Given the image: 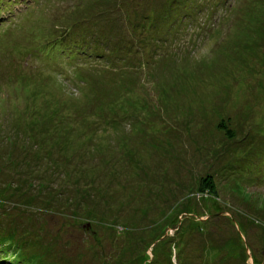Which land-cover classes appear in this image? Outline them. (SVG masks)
<instances>
[{"label": "rangeland", "instance_id": "1", "mask_svg": "<svg viewBox=\"0 0 264 264\" xmlns=\"http://www.w3.org/2000/svg\"><path fill=\"white\" fill-rule=\"evenodd\" d=\"M0 2V264H264V0Z\"/></svg>", "mask_w": 264, "mask_h": 264}, {"label": "trees", "instance_id": "2", "mask_svg": "<svg viewBox=\"0 0 264 264\" xmlns=\"http://www.w3.org/2000/svg\"><path fill=\"white\" fill-rule=\"evenodd\" d=\"M3 4V2H0V9L1 8H3L4 6L2 5ZM132 2H127V3H124V4H118V5H112V6H108V7H106V10H105V12L104 11H100V10H98V9H96L95 11H93V12H95V13H92L91 14V20L93 21V22H98V21H100L102 18H107V20H108V25L110 24V22L112 21V22H115L116 20H118L119 19V16L120 15H122L123 13H124V11H123V8H124V10L127 12V11H129V9H131V7H132ZM132 9H133V7H132ZM130 13H133V11L131 12V11H129ZM96 13H99V16H100V18H98V19H96L95 18V15L94 14H96ZM164 14V13H163ZM161 17L162 18H164V16H162L161 15ZM127 19H130V21L131 20H133L132 18H127ZM140 24V23H139ZM140 25H143V31H145V30H152V29H154V27H153V24L151 23V22H149V23H146L145 22V25H144V23L143 24H140ZM153 31V30H152ZM46 36H47V34H46ZM54 38H51V36H48V37H46V42L43 44V46H42V48H41V52L43 53V52H46V53H49L50 52V50H51V46L52 47H54L56 44H57V41H54L53 40ZM56 40V39H55ZM72 42H73V40H69V42H68V45H70V44H72ZM75 43V42H74ZM95 53V55H97V58L98 57H101V58H105L106 57V59L105 60H109L110 59V57H111V52H108V53H106L105 54V52H103V51H101V52H94L93 51V54ZM39 186V185H38ZM213 187H214V184H213V180H212V178H211V176H209V175H205V177H202V179H200V181H199V183H198V188H197V190L199 191V192H203V193H205V194H210V195H212L213 193H214V189H213ZM44 188V187H43ZM5 193V192H4ZM3 193V195L4 196H8V192H6L5 194ZM12 199V198H11ZM5 200V197L3 198V199H0V203H3V201ZM17 201H18V198L16 199ZM13 201V200H12ZM44 201V200H43ZM49 202H48V206L46 207L50 212H52V213H55L56 215H59V214H63V212H65L64 211V209H65V205H63L62 203H58V201L55 199V198H53V199H49L48 200ZM14 202V201H13ZM41 202H42V200H41ZM15 204V203H14ZM18 217H21V215H17ZM98 216H99V214H98ZM12 217V215H9L8 213H7V215H5V216H3L2 218H0L1 219V221L3 222V221H6V220H8V219H10ZM91 217H94V216H91ZM128 217V216H127ZM107 219H109L108 217H107ZM129 220H130V217L128 218ZM118 224H120V225H124L123 223H118ZM119 225V226H120ZM175 225V224H174ZM18 227V229H19V226H17ZM12 231V230H11Z\"/></svg>", "mask_w": 264, "mask_h": 264}]
</instances>
